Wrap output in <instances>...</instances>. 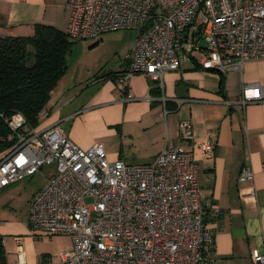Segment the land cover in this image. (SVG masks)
I'll return each mask as SVG.
<instances>
[{
  "label": "built area",
  "instance_id": "1",
  "mask_svg": "<svg viewBox=\"0 0 264 264\" xmlns=\"http://www.w3.org/2000/svg\"><path fill=\"white\" fill-rule=\"evenodd\" d=\"M67 9L74 41L136 30L129 70L117 78L122 91L137 74L162 89L165 74L192 58L219 75L264 59V0H67ZM252 102H264V86H244L240 104ZM6 122L13 143L0 155V191L56 165L29 216L32 229L72 239L50 264H208L207 213L220 210L201 195L193 152L169 147L151 164L132 165L110 160L102 144L79 147L57 124L29 129L20 113ZM179 132L181 141L194 138L188 122ZM204 151L214 156L213 145ZM253 180L245 165L240 183ZM22 255L15 264H27ZM251 259L264 264L259 251Z\"/></svg>",
  "mask_w": 264,
  "mask_h": 264
},
{
  "label": "crops",
  "instance_id": "2",
  "mask_svg": "<svg viewBox=\"0 0 264 264\" xmlns=\"http://www.w3.org/2000/svg\"><path fill=\"white\" fill-rule=\"evenodd\" d=\"M68 20L67 0H0L1 36H33L38 24L66 32ZM118 32L123 31L108 34ZM102 37L93 47L108 46L112 56L99 72H71L68 66L38 129L57 124L79 147L102 144L110 160L132 165L151 164L169 147L193 152L201 195L220 210L218 216L207 213L214 235L205 252L208 264H253V251L264 254V102L240 101L245 85L264 86V59L249 62L243 72L219 75L192 58L165 74L162 89L137 74L122 91L117 78L129 70L137 36L129 41ZM128 94L132 99L126 100ZM181 122L191 125L192 141L180 140ZM209 144L213 157L204 151ZM245 165L254 180L240 183ZM49 166L56 170L55 164ZM52 174L38 187L25 181L34 175L0 191L4 264H15L21 253L27 264L55 263L72 247L69 236L46 235L30 226L32 200Z\"/></svg>",
  "mask_w": 264,
  "mask_h": 264
},
{
  "label": "trees",
  "instance_id": "3",
  "mask_svg": "<svg viewBox=\"0 0 264 264\" xmlns=\"http://www.w3.org/2000/svg\"><path fill=\"white\" fill-rule=\"evenodd\" d=\"M74 42L66 32L39 24L33 36L0 35V155L13 143L6 122L12 115L22 114L29 129L40 126L41 113L68 71ZM5 254L0 237V264Z\"/></svg>",
  "mask_w": 264,
  "mask_h": 264
},
{
  "label": "rangeland",
  "instance_id": "4",
  "mask_svg": "<svg viewBox=\"0 0 264 264\" xmlns=\"http://www.w3.org/2000/svg\"><path fill=\"white\" fill-rule=\"evenodd\" d=\"M105 35H107L108 38L111 37V39L114 36L120 39L123 38L124 41H129L130 39H133L137 36V32L136 30H127L123 32H118L116 34ZM103 38L104 37L100 38V40H102ZM98 41L82 40L74 42L75 44L73 45L72 52L68 55L67 59L68 66L71 72H79V70L83 71L86 69H90L91 72L100 71L101 66L109 60V57L112 56V52L108 46L94 48V44L98 43ZM55 171V166H46V168L39 171L33 177V179L31 178L25 181H32L33 185L38 187L40 186L44 176H49V174H52L53 172L55 173ZM89 201L90 200L88 199L87 202Z\"/></svg>",
  "mask_w": 264,
  "mask_h": 264
}]
</instances>
